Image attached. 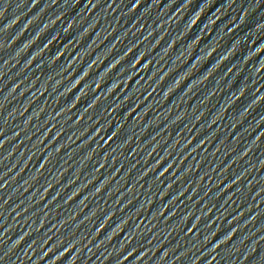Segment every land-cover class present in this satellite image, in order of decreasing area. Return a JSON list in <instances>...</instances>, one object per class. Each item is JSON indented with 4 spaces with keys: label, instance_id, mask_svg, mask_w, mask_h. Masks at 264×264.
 I'll list each match as a JSON object with an SVG mask.
<instances>
[{
    "label": "water",
    "instance_id": "1",
    "mask_svg": "<svg viewBox=\"0 0 264 264\" xmlns=\"http://www.w3.org/2000/svg\"><path fill=\"white\" fill-rule=\"evenodd\" d=\"M0 264H264V0H47Z\"/></svg>",
    "mask_w": 264,
    "mask_h": 264
}]
</instances>
